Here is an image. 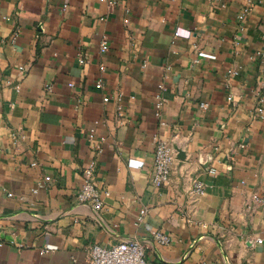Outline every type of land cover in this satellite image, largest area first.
I'll use <instances>...</instances> for the list:
<instances>
[{
  "label": "crops",
  "instance_id": "1",
  "mask_svg": "<svg viewBox=\"0 0 264 264\" xmlns=\"http://www.w3.org/2000/svg\"><path fill=\"white\" fill-rule=\"evenodd\" d=\"M263 97L264 0H0V264H264ZM156 137L184 152L159 187Z\"/></svg>",
  "mask_w": 264,
  "mask_h": 264
},
{
  "label": "built area",
  "instance_id": "2",
  "mask_svg": "<svg viewBox=\"0 0 264 264\" xmlns=\"http://www.w3.org/2000/svg\"><path fill=\"white\" fill-rule=\"evenodd\" d=\"M106 2L109 9L115 4L116 0H102ZM66 4L60 10L64 11ZM105 43H102L101 49L104 50ZM80 61H83V59ZM101 80L95 82L96 87H101ZM106 99V98H105ZM264 99V97H263ZM257 111L262 113L263 108L258 106ZM175 159V152L168 140L156 137L154 139L153 149V170L151 182L154 186L159 187L164 185L170 174V167ZM95 164L93 160H88L82 167L81 183L76 193V198L79 202L89 203L95 209L102 206V198L99 189L94 181ZM209 172H214V169H209ZM192 190L196 194H202L204 190V183L199 179H194L192 182ZM254 201L264 202V194L255 196ZM143 213V211H142ZM153 237L159 243L165 244L168 242V236L160 230L153 232ZM261 242V239H256ZM146 245L138 240H123L119 241L109 247L100 244H94L89 251V255L84 264H146L145 262ZM73 264H80L73 259Z\"/></svg>",
  "mask_w": 264,
  "mask_h": 264
},
{
  "label": "water",
  "instance_id": "3",
  "mask_svg": "<svg viewBox=\"0 0 264 264\" xmlns=\"http://www.w3.org/2000/svg\"><path fill=\"white\" fill-rule=\"evenodd\" d=\"M169 142H170V144H171V146H172V150L175 152V157H177V158H183V157H184V152H183L181 146H179V145L177 144V142L174 141V140H170ZM209 159H210V158L208 157V161H207V162H204L203 165H204L205 167L208 166Z\"/></svg>",
  "mask_w": 264,
  "mask_h": 264
}]
</instances>
